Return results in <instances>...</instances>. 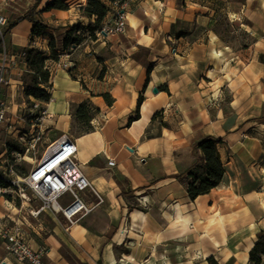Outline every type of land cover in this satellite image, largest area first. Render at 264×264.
<instances>
[{
	"label": "crops",
	"instance_id": "0c3cea01",
	"mask_svg": "<svg viewBox=\"0 0 264 264\" xmlns=\"http://www.w3.org/2000/svg\"><path fill=\"white\" fill-rule=\"evenodd\" d=\"M51 1L41 0L33 15L48 25L55 36L54 28L63 32L80 25L84 29L96 21L95 16L82 11L87 0H67L68 9L46 10ZM36 2L0 0V14L6 15L9 21L28 13ZM221 6L249 27L256 37L241 52L240 64L251 81L246 82L247 86L253 90L257 81L264 90V0H128L122 5L130 22L126 33L97 34L96 39L88 38L80 45H71L60 60H47L52 99L45 107L52 117L45 119L43 127L55 134H44L43 143L49 144L62 133H70L72 106L91 99L100 108L92 120L94 130L71 135L76 140L84 172L105 201L71 226L69 235L84 252L75 262L61 253L66 233L57 212L45 210L55 222L54 228L46 229L43 223L36 225L25 214L18 216L20 209L14 200L6 202L0 198V223L6 224L12 219L11 231L19 228L34 248L47 246L43 264H98V259L103 264H159L157 252L174 248L176 234H223V218L229 221L226 233L231 235V246L230 243L222 246L214 238L215 245L220 243L215 247L229 252L226 259L233 257L230 264H251L250 251L258 233L264 231V131L254 127L253 122L251 134L246 131L227 134L232 130L224 127L221 113L215 111L212 115L209 108L219 101L223 79L216 67L209 69L212 57L208 56V48L219 43L216 35L203 33L192 40L179 37L180 46L186 49L180 54L171 51L167 44V37L178 22L206 27ZM116 9L113 5L102 25L111 21ZM33 26L34 22L28 18L20 21L6 36L8 47L13 51L37 48L50 55L51 37H32ZM57 40L61 44L59 37ZM109 51L107 56L105 53ZM235 55L230 57L234 59V67L224 74L229 75L228 85L232 90L237 83L235 65H239L236 61L239 55ZM63 61H69L72 67L62 68ZM149 64L153 65L150 75ZM27 72L28 63H14L8 75L10 84L2 89V98L12 104L14 123L25 102L35 99L25 93ZM205 72L213 75L209 83L200 79ZM164 84L169 91L153 92L155 87ZM105 93L113 97L111 105L104 98ZM141 95L144 99L140 117L131 120ZM160 110H163L162 117L154 119ZM13 133L9 135L18 140L20 130ZM205 135L224 139L226 158L223 151L222 155L226 174L218 187L192 200L186 184L175 175L187 171L202 156L193 141ZM110 159L115 160L113 166L109 164ZM121 178L124 183H120ZM128 188L134 191L141 207L130 209V198L123 193ZM220 191H225L226 196H221ZM23 202L27 203L24 199ZM122 243H128L130 258L116 255L115 245ZM100 245H103L102 253L96 254ZM0 262L30 264L13 255L3 256ZM165 262L170 264L168 258Z\"/></svg>",
	"mask_w": 264,
	"mask_h": 264
},
{
	"label": "rangeland",
	"instance_id": "374dc122",
	"mask_svg": "<svg viewBox=\"0 0 264 264\" xmlns=\"http://www.w3.org/2000/svg\"><path fill=\"white\" fill-rule=\"evenodd\" d=\"M211 18L212 20L206 27L202 26L200 28H197L196 24H191L189 26L185 22H178L177 28L174 30L173 33H171L170 36L167 37V44L170 46L171 51L180 54L186 51V49L180 46L181 42L178 40L179 37L177 36V34H183L182 36L187 37L189 40H192L196 36L202 35L203 33H206L209 36L216 35L219 39V43L212 44L208 48V56L212 57V60L209 62V69L216 67L218 72L220 73L219 77H222L223 79L220 85L221 91L219 95L220 97L218 98L219 101L217 102L216 106H210L209 109L212 115L215 114V111L221 113V119L224 122V127H230L232 130L230 132H227V134H238L242 131H246L251 134L254 131L252 129L253 127H251L252 125L250 124H252L253 122V124H255L254 127L256 126L261 131H264V125H262V122H264V90L260 89L262 86L261 82L257 81L256 83L254 82L255 88L253 90L247 86L246 82L251 81L245 75L244 68L242 69V64H240L242 63L240 59L241 57H243L241 55V52L251 46L256 37L253 36L252 33L249 31V27H247L246 25H242L241 22L238 21L235 17H231L228 14L227 8H224L223 6L217 9V11ZM246 21L247 20L245 19V22ZM6 41L9 45V40L7 37ZM219 49L223 52L227 51L228 54H226V56L225 54L218 55L217 50ZM235 53H238L239 55L236 58V61L239 62V65H235L238 72V74L235 76V79H237V83L235 86L236 89L232 90L228 85L230 83V77L229 75L225 76L224 74L225 72L230 73L231 68L234 67V65L232 66V62L234 61V59L230 57H235ZM105 54L107 56H110V51L109 53L106 52ZM144 62L145 64H148V61H146L145 59ZM211 78L213 79V75H210L209 72H205L200 76V79L205 83H209V81H211ZM32 100L27 101L28 106L32 105ZM74 109L75 105L72 106V112ZM22 114H24L25 120H21V118L19 117L18 121H21V123H19L18 121L14 123L13 132L18 129L23 132H27L31 128L32 123L29 116L26 115L25 112ZM159 116L162 117V114ZM81 128V124L73 123L72 128L69 132L70 134H78ZM44 130V134H46L45 136H49L48 134H55L54 131H50V129L45 128ZM13 132L8 133L6 130L0 129V174L6 175V172H9L10 165L15 163L13 153H10L8 150V142L15 140L9 135L14 134ZM26 140L30 142L31 136H28ZM15 141L19 142V144L24 149H26L24 141H20L19 139ZM47 145L48 144L43 143V139L40 140L35 150L31 151L26 159L15 163V169L16 166L19 167V171L16 170V172L21 176L27 175L41 159ZM221 149L224 152L225 156L227 150H225L224 146H221ZM24 171H26L27 174H25ZM5 180L8 181L7 179ZM119 181L120 183L125 182L124 178L119 179ZM7 187L8 186H0V198L6 202L8 200H14L16 202V206L20 209L19 211H17L18 216L21 214H25L26 217L29 218L36 225L43 223L46 229L54 228L55 222L51 218V216L47 214L46 211L41 212L38 216L33 215L31 213V208H38L42 204V201L35 196V193L31 188H25L24 192L26 193V196L25 198H21L15 193H12L10 191H4V189ZM219 194L221 196H226L225 191H220ZM23 199L27 201V203L23 202ZM94 201V207L96 205L99 206L105 201L104 195H102V198H95ZM128 204L129 206L131 205L137 208L141 207L138 206L141 204L136 196H131ZM29 215H31V217ZM58 218L61 221L60 224L64 233H66V240H63L62 242L61 253L66 258L73 259L75 262H78V260H80V254L84 252L80 250V248L78 247V243L73 240L72 237L69 235L70 230L72 228L71 226L74 223H70L67 219H65V216L61 213H58ZM82 219L77 222H80ZM228 222V219H222L223 234L214 235L208 232L201 235L176 234L174 238V248H170L168 251L163 250L157 252L159 258L161 259V263L159 264H166L165 260L167 258L169 259L170 264H212V262L208 259L210 256H214L220 264H230L233 261V257H231L230 260L226 259V256L227 254H229V252H226L223 248L215 247L218 246L220 243H217L216 245L215 243H213V239L217 238L218 241H221L222 246H225L226 243H230L231 246V235L228 236V234L226 233V230H229ZM13 225L14 221L12 219H10V221L6 224L0 223V259L6 255L11 256V254H8L6 251L5 241L6 235L12 230ZM108 237L110 238L111 235L108 234L107 238ZM127 245L128 243L115 245V252L118 257L124 256L130 258V249ZM102 250L103 245H100L99 250L96 251V254H101ZM46 258L47 256L44 258V262ZM97 263L103 264V260L98 259ZM131 264H136V262H132Z\"/></svg>",
	"mask_w": 264,
	"mask_h": 264
},
{
	"label": "built area",
	"instance_id": "2783aa9c",
	"mask_svg": "<svg viewBox=\"0 0 264 264\" xmlns=\"http://www.w3.org/2000/svg\"><path fill=\"white\" fill-rule=\"evenodd\" d=\"M117 9L111 21L102 25L97 31L98 35L103 34H123L126 33L130 22L127 12L122 5H117ZM6 15L0 14V36L3 43L0 46V129L10 133L15 114L12 104L1 96L4 86L10 84L8 75L14 63L23 61L27 63V53L25 50H10L6 37L3 35V28L7 24ZM66 51L64 54H67ZM62 68H71L69 61L60 62ZM33 105L28 106L27 102L17 113L22 120H25L24 114L31 120V128L27 132L20 130V141H24V151H13L15 163L26 159L28 154L35 150L37 144L44 137L43 124L46 118L52 115L47 108L41 110L42 102L33 99ZM44 106V105H43ZM31 136L30 142L26 139ZM247 137L246 134H244ZM15 163L10 165L9 172L6 175L0 174L7 179L10 185L4 191H10L21 198H25V188H31L35 196L42 201L40 207L31 211L33 215L38 216L45 210H52L61 213L70 223H75L86 217L94 209L95 198H102L96 185L91 182L84 172L83 166L78 158V146L74 137L68 133H62L58 138L50 142L45 148L41 159L25 176L16 172ZM110 165L115 164L114 159L109 160ZM94 185L93 196L87 194V189ZM5 248L8 254L15 256L21 262L30 264H43L47 255L48 248L41 245L37 248L32 247L22 236L20 229L15 228L6 235ZM2 264V262H0Z\"/></svg>",
	"mask_w": 264,
	"mask_h": 264
},
{
	"label": "trees",
	"instance_id": "16d2710c",
	"mask_svg": "<svg viewBox=\"0 0 264 264\" xmlns=\"http://www.w3.org/2000/svg\"><path fill=\"white\" fill-rule=\"evenodd\" d=\"M41 0H37L36 4L29 10L28 13L18 16L12 20H9L3 28V35L6 37L8 33L15 27L20 21L25 18L34 22L32 29V37L47 36L51 37L50 49L51 53L48 55L45 51L37 48L25 49L27 53L28 72L24 77L25 93L34 97L42 102L41 110H44L45 103L50 102L52 99V84L50 83L51 71L47 67L46 62L48 59L60 60L62 54H64L71 45H80L88 38L96 39L97 31L101 29L102 22L113 9V5H123L128 0H87L86 4L82 7L84 14L96 17L94 23L89 24L87 28H82L80 25H74L63 32L59 28H54L56 36L50 32V27L41 20L34 17L33 13L37 5ZM58 8L68 9L69 4L67 0H52L46 5V10ZM183 34H177L181 37ZM57 37L61 39L59 44ZM3 43V38L0 36V46ZM62 46V48L59 47ZM148 75L153 70V65L147 66ZM149 80V76H148ZM160 90L169 91L168 85L164 84L160 86ZM108 104L113 103V97L109 93L103 94ZM144 97L140 96L139 105L134 116L131 120L140 117V106ZM31 101V100H29ZM33 105V103H32ZM30 105V106H32ZM100 112V108L95 105L91 99H86L79 104L75 105L73 110V123H79L82 125L80 133H86L94 130L92 120ZM163 110L158 111L154 119L159 117ZM164 125H168L166 122H162ZM15 141V140H14ZM8 142V150L10 153L13 151H24V148L17 141ZM225 144L222 137L214 135H205L200 140L193 141V145L197 150L202 152V156L196 161V163L183 173L176 174L180 181L186 184L189 197L195 200L200 195L209 193L213 188L218 187L224 179L226 174L225 161L222 155L221 146ZM16 170L19 171V167L16 166ZM27 174L26 171H24ZM10 183L0 176V186H9ZM124 195L127 198L134 196V191L131 188L123 190ZM130 209H134L135 206H129ZM212 264H220L214 256L208 258ZM250 261L253 264H264V231H260L257 236V240L253 248L250 251ZM87 264V263H85Z\"/></svg>",
	"mask_w": 264,
	"mask_h": 264
},
{
	"label": "bare ground",
	"instance_id": "6f19581e",
	"mask_svg": "<svg viewBox=\"0 0 264 264\" xmlns=\"http://www.w3.org/2000/svg\"><path fill=\"white\" fill-rule=\"evenodd\" d=\"M239 19H240V18H239ZM130 20H131L132 24H134L135 21H134V19H133L132 17L130 18ZM217 54H218V55H221L222 52H218V51H217ZM93 189H94V185H92L91 187H89V188L87 189L86 192H87V194H88L89 196H93V193H94V191L96 190V189H95V190H93ZM96 206H97V205H96ZM96 206H95V207H96ZM95 207H94V208H95Z\"/></svg>",
	"mask_w": 264,
	"mask_h": 264
},
{
	"label": "water",
	"instance_id": "95a60500",
	"mask_svg": "<svg viewBox=\"0 0 264 264\" xmlns=\"http://www.w3.org/2000/svg\"><path fill=\"white\" fill-rule=\"evenodd\" d=\"M153 92H154V93H159V92H160V88H159V87H155V88L153 89Z\"/></svg>",
	"mask_w": 264,
	"mask_h": 264
}]
</instances>
